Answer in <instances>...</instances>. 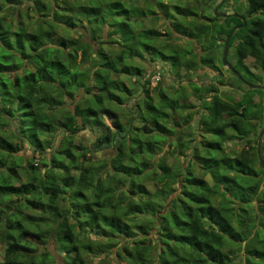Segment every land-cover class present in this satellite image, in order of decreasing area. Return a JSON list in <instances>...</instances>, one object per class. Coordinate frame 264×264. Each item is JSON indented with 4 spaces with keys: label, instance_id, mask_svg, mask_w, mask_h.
<instances>
[{
    "label": "trees",
    "instance_id": "16d2710c",
    "mask_svg": "<svg viewBox=\"0 0 264 264\" xmlns=\"http://www.w3.org/2000/svg\"><path fill=\"white\" fill-rule=\"evenodd\" d=\"M138 1L0 0V264H264L263 91L217 65L244 18L226 60L264 86V0ZM147 59L186 86L152 85Z\"/></svg>",
    "mask_w": 264,
    "mask_h": 264
},
{
    "label": "rangeland",
    "instance_id": "374dc122",
    "mask_svg": "<svg viewBox=\"0 0 264 264\" xmlns=\"http://www.w3.org/2000/svg\"><path fill=\"white\" fill-rule=\"evenodd\" d=\"M239 0H231L230 2L231 3H235V2H238ZM220 2V0H218L215 4V6ZM141 0H139L137 3L135 2V4H138V5H141ZM215 6H213V9L211 12L214 13V8ZM232 8L229 5H227L225 8H221L219 7L218 9V12H222L224 13V11H231ZM217 15V14H216ZM141 26L142 25H145V26H152V27H155L156 29H158V31H165L166 28H165V22L164 20H158V21H153V19H150L149 17L148 18H145L143 20V22L140 23ZM137 25V27L139 26V23H135V26ZM177 43L181 44L182 46L185 45V42L184 40H181V39H177L176 40ZM220 46V43L218 44V47ZM198 50V49H196ZM220 50L222 51L223 50V47L220 48ZM230 51V49L228 48V52ZM227 52V54H228ZM222 56V54L220 55L219 53L217 54V65L219 66L220 70L223 71L224 75H227V72H226V66L225 65H220V57ZM135 65H142V74L143 75H151V79L157 75L158 71L160 72L159 75H160V80L162 82V85L163 86H166L170 91H169V94H171L173 92V89L170 88V86H174L177 90L179 88L178 85L181 84L182 87H185L186 84L184 83L185 81L181 80L180 83L178 84V78L176 80V77H172V75L170 74V72L166 69V67H163L160 65V63L156 62H152V61H149L148 59L147 60H135L133 62ZM207 68H205L204 70H206ZM202 70V71H204ZM208 70V69H207ZM205 72V71H204ZM210 77L213 76L215 73L210 70L207 72ZM207 75H202L200 77H198V75H196L195 73H193V76L194 77L193 79H197V80H204ZM138 81V80H137ZM178 81V82H177ZM127 82L128 84H135V82H132L130 81L129 79H127ZM220 89L222 90H225L227 89V87L225 86H221ZM143 95V91L142 90H139V88H135L134 89V92H133V97H132V100L126 104L125 106H122L118 109V113H119V116L121 115L122 116V119H123V122H126L127 120H130L131 117H133L132 115L133 114H130L131 111H133V108H132V105L139 100V98ZM262 97V94L260 95L259 93H256L254 94L253 98H254V101L255 102H258L260 100V98ZM191 105H194L196 104V100L195 98H193V96H189V100ZM105 123L107 125H110V121L108 119H105L104 120ZM261 125L260 127L262 126L263 124V116L261 117ZM191 131V130H190ZM77 137H80V138H83L85 140V143H90L92 140L95 139V134L93 132H90L88 130L86 131H82L80 132ZM262 144H264V135L262 137ZM254 139H255V136L253 138L250 139L249 142H247V139L243 138V139H231V141H227L226 142V148L227 150L233 154V155H247V153H250L252 151V148L256 146V144L254 143ZM113 152L112 151V148L111 147H105V149H103L102 151L100 152H95L92 154V158H93V161L95 162H102L104 161V157L107 155V157H111L113 156ZM262 157H264V152H262ZM255 166L257 169H259L258 167V164L256 162H254ZM95 165V164H94ZM206 178L208 179L209 182H211V178L209 177V175H206ZM23 179H25V177L23 176ZM147 187L153 191L156 189L153 181L149 180L147 182ZM88 237V236H87ZM87 237L85 236V240H87ZM89 239V238H88ZM91 242H97L99 241L98 238H95V237H91L90 238ZM3 253H0V257H3L2 256ZM86 259H87V263L88 264H117L119 263V261L116 260V256L111 254V255H101L100 257H96L95 255H88V253L85 255Z\"/></svg>",
    "mask_w": 264,
    "mask_h": 264
},
{
    "label": "water",
    "instance_id": "95a60500",
    "mask_svg": "<svg viewBox=\"0 0 264 264\" xmlns=\"http://www.w3.org/2000/svg\"><path fill=\"white\" fill-rule=\"evenodd\" d=\"M223 1L224 0H220V2L215 6V8H214V14L215 15L216 14L219 16L225 15L222 12H218V9H219V7ZM241 19H242V24L241 25H235L231 29V31L229 32L227 37L225 38V41L223 44L221 61H222L223 65H225L240 81H242L248 87V89H261L263 91V117H264V86L259 85V84H252V83L247 82L244 79H242L241 75L234 69V67L231 65V63L226 60L227 52H228V43H229L230 38L232 37L235 30L239 29L240 27H244V25H245V19L244 18H241ZM263 135H264V118H263V124H262V126L258 132V135H257V147H256L258 159L260 161L262 169L264 170V160H263L262 154H261Z\"/></svg>",
    "mask_w": 264,
    "mask_h": 264
},
{
    "label": "built area",
    "instance_id": "2783aa9c",
    "mask_svg": "<svg viewBox=\"0 0 264 264\" xmlns=\"http://www.w3.org/2000/svg\"><path fill=\"white\" fill-rule=\"evenodd\" d=\"M160 78L159 73H157V75H155L152 79H151V84L154 85Z\"/></svg>",
    "mask_w": 264,
    "mask_h": 264
}]
</instances>
